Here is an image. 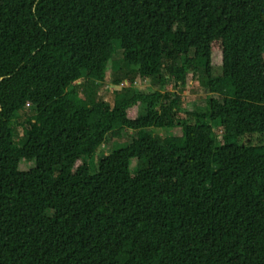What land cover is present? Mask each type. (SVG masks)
Wrapping results in <instances>:
<instances>
[{
	"label": "trees",
	"instance_id": "obj_1",
	"mask_svg": "<svg viewBox=\"0 0 264 264\" xmlns=\"http://www.w3.org/2000/svg\"><path fill=\"white\" fill-rule=\"evenodd\" d=\"M0 264H264V0H0Z\"/></svg>",
	"mask_w": 264,
	"mask_h": 264
},
{
	"label": "rangeland",
	"instance_id": "obj_2",
	"mask_svg": "<svg viewBox=\"0 0 264 264\" xmlns=\"http://www.w3.org/2000/svg\"><path fill=\"white\" fill-rule=\"evenodd\" d=\"M121 49H118L115 52L114 57L121 58ZM211 60H212V64H213V74H219L220 73V55L218 52H212V56H211ZM205 78H200L199 80H194L191 77V74H189L187 76V80L185 85H181L178 87H173V81L168 79V81L163 85L160 86V83L157 82V79H148V78H140V77H135L134 80L132 81V83L135 81V83H133V87L138 88V89H143L146 87H153V88H161L163 90H176L177 93L181 96V107H180V112L183 113L184 110H196V111H204L208 108V98H209V92L206 88V80H204ZM79 83V81H78ZM128 84V81H127ZM111 86L116 87L115 85H112L110 83V80L107 79V81L100 83L98 85H96V94H98V98H103L106 99L107 95H108V88H110ZM79 96L81 97L82 94H79ZM144 106H141L139 104H137L136 106L131 107L128 112H127V116L129 118H134L137 116L138 112L141 111V109H143ZM22 117L20 114H18V117L12 121V126L14 127V129L17 131V136L16 138H18L20 136V127L18 126L19 121H21ZM215 131L218 134L219 139L221 138V127H215L214 128ZM165 131H167L166 129H155L153 130L154 133H160L162 135L165 134ZM128 138H130V133L129 131L126 132V134H124V137L122 138H113V137H109L104 145H102L100 147V149L98 150V152L96 154L93 155V157H91L88 161L90 163H96L98 158L101 157L104 154H107L109 152V150H111L113 147H117L119 145H122L124 143L125 140H127ZM82 162V160H78L75 164V166H77L78 164H80ZM145 165V162H142V164L140 165L139 163L136 162L135 159H131V167L136 169L138 166L142 167V165ZM34 166V161H26L24 159L20 160L19 162V168L21 170H28L29 168Z\"/></svg>",
	"mask_w": 264,
	"mask_h": 264
},
{
	"label": "built area",
	"instance_id": "obj_3",
	"mask_svg": "<svg viewBox=\"0 0 264 264\" xmlns=\"http://www.w3.org/2000/svg\"><path fill=\"white\" fill-rule=\"evenodd\" d=\"M133 83H135V81H134ZM133 83H132V84H133ZM124 84H125V85H128V84H127V81H125Z\"/></svg>",
	"mask_w": 264,
	"mask_h": 264
}]
</instances>
